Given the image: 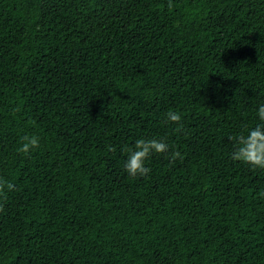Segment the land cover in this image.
Returning a JSON list of instances; mask_svg holds the SVG:
<instances>
[{
  "label": "trees",
  "instance_id": "obj_1",
  "mask_svg": "<svg viewBox=\"0 0 264 264\" xmlns=\"http://www.w3.org/2000/svg\"><path fill=\"white\" fill-rule=\"evenodd\" d=\"M261 103L264 0H0V264H264Z\"/></svg>",
  "mask_w": 264,
  "mask_h": 264
},
{
  "label": "clouds",
  "instance_id": "obj_2",
  "mask_svg": "<svg viewBox=\"0 0 264 264\" xmlns=\"http://www.w3.org/2000/svg\"><path fill=\"white\" fill-rule=\"evenodd\" d=\"M257 116L261 121L254 128L249 129L247 134L241 133L234 137L230 136L229 140L234 141L231 159L250 165L256 169H264V103H261L256 110ZM168 122L179 125L181 115L174 111L166 114ZM179 130V127L178 129ZM39 147V138L36 136L25 135L21 138V145L18 152L28 154L30 151ZM109 151L115 149L109 146ZM124 151L127 153V159L124 162V171L130 177L146 176L151 169L145 167V161L153 154H168L169 145L163 139H137L133 145L125 146ZM181 157L178 151L170 154V162ZM15 185L11 182L0 178V197L6 191H12ZM264 197V192L260 193ZM2 210V206H0Z\"/></svg>",
  "mask_w": 264,
  "mask_h": 264
}]
</instances>
